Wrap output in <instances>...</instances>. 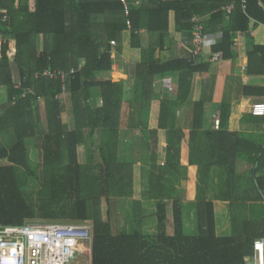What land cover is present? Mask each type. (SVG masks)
<instances>
[{"label": "trees", "instance_id": "1", "mask_svg": "<svg viewBox=\"0 0 264 264\" xmlns=\"http://www.w3.org/2000/svg\"><path fill=\"white\" fill-rule=\"evenodd\" d=\"M231 7V13L228 8ZM176 13L179 31L194 28L193 18H208L201 22L204 33L222 29V40L211 47L212 54L221 60H237L236 39L246 37L248 56L247 74L264 75V45L256 43L250 32V22L264 24V0H142L139 7H132L126 16L120 0H2L0 4V40H4L0 61V133L12 131L15 144L0 147V160L12 165L0 167V225H23L41 217L45 220L69 219L92 223L94 241L92 264H246L253 254L254 243L264 236V223H243L242 233L228 238L216 235L213 203H207L209 215L207 230L200 236L188 237L181 230V219L175 211L176 235L165 232L144 235L140 221L131 234L115 236L111 220L100 219L99 206L103 198L132 195L131 178L127 179V164L117 163L120 110L123 84L99 79L102 72H109L114 65L111 42L117 45V55L122 53V36L127 30L132 34V47L141 48L139 32L146 30L158 36L163 47L169 32V15ZM7 21L3 22V17ZM131 23V29L128 25ZM43 35L45 49L39 52L38 36ZM10 40L16 42L14 61L8 57ZM156 47L142 49L143 62L139 68V82L135 86V102L145 108L148 79L154 76L180 75V91L174 97L162 99L158 128L168 130L167 162L164 174L185 168L177 165L184 157L198 175V189L208 185L212 169H220V184L233 189L228 198L241 186L238 159L250 166V183L264 193V135L237 134L228 131L231 106L222 105L219 130H203L197 124L203 114L204 104H192L195 109L194 133L178 126L177 113L190 106L193 76L209 70V64L189 59L159 61ZM86 65L79 69L81 60ZM15 67L20 73L17 88ZM70 72L76 69L67 88L71 98L74 129L64 130L61 119L62 92L60 80L41 76L46 70ZM146 71V72H145ZM37 74H40L37 76ZM99 87L104 97V107L92 109L89 105L91 89ZM1 95L3 97H1ZM23 95H25L23 97ZM247 96L264 97V87L246 89ZM45 102L46 129L43 138L36 139V119L39 103ZM201 120V119H200ZM247 123H264V117L246 115ZM101 134L99 143L93 141L95 133ZM144 142L147 141L143 131ZM89 137V142L87 138ZM85 145L88 162L99 150L102 163L97 172L79 163L80 146ZM31 147L38 149L41 162L35 167ZM16 168L23 169L28 177L41 185L38 193L39 213L25 198L24 185H20ZM152 171V169H149ZM144 172L147 169L144 168ZM248 182V181H247ZM146 188L151 183L144 181ZM129 188V192L127 191ZM219 198H226L218 196ZM140 205V203H135ZM160 221L166 220L165 207L160 206ZM257 230V233L254 231Z\"/></svg>", "mask_w": 264, "mask_h": 264}, {"label": "crops", "instance_id": "2", "mask_svg": "<svg viewBox=\"0 0 264 264\" xmlns=\"http://www.w3.org/2000/svg\"><path fill=\"white\" fill-rule=\"evenodd\" d=\"M142 3V0H140ZM33 0H31V3ZM141 5V4H140ZM199 19V18H198ZM208 18L199 19L200 22ZM250 32L259 45H264V24L256 26V22H250ZM208 36H216L222 40L223 32L219 28L213 33H204ZM141 48L132 47V34L127 30L122 36V53L117 55V45L112 48L114 65L109 72L98 74L99 79L111 80L113 83L123 84L122 106L120 110V130L118 143L117 163L127 164L131 178L132 195L127 197H111L112 204L111 226L115 236L128 235L138 226L135 222L140 221V230L144 235H154L165 232L167 236L176 235L175 211L179 213L182 225L181 230L188 237H197L207 230V219L209 208L207 203H213L216 223V235L220 238H228L242 233L243 223L257 221L264 223V193L259 191L250 183L251 166L242 158L238 159V175L243 182L234 194L233 201L228 198L233 189L225 186L222 190L220 184V169L214 167L208 185L202 187L199 192L198 175L192 172L189 160L184 157L176 161L177 165H183L181 172L171 170L164 174V167L167 162L168 151V130L158 128L161 116L162 99L174 97L180 91V75L169 77L154 76L148 79V91L145 99H151L144 107L150 110L148 130L142 127L141 123H147L148 114L143 112V104L135 102V86L139 82V68L143 62L142 49L156 47L155 58L162 62L170 60L191 59L195 48V25L194 28L179 31L176 23V13L169 15L168 36L160 47L158 36L141 30L138 34ZM15 41V40H14ZM16 44V43H15ZM204 48V63L209 64V70L193 76V84L190 92V106H184L177 113L178 126L188 132L194 133L195 109L192 104L202 102L204 104L203 114L198 117L197 124L203 130H216L213 127V118L221 113L222 105L231 106V115L228 124V131L237 134L258 135L259 140L264 135V123H247L242 119L246 115H252V105L264 103V97L247 96L246 89H260L264 87V75L249 76L247 74L248 56L246 37L240 34L236 39L237 60H220L212 62L211 47ZM37 48L39 52L45 49L43 35L38 36ZM86 65V60H81L79 69ZM76 70V69H74ZM146 72V71H145ZM170 83V88L165 83ZM71 99V98H70ZM61 119L65 131L74 129V116L72 104H65L61 100ZM44 107L45 102L42 100ZM89 105L92 109L104 107V97L99 87L91 89ZM256 117V116H255ZM259 118V117H258ZM201 119V120H200ZM147 137V143L143 136ZM101 133L97 131L92 138L99 143ZM10 135L12 138H10ZM2 146L11 148L15 144V137L12 131L0 133ZM9 140V146L8 141ZM88 142L89 137L87 138ZM80 150V151H79ZM79 163L82 166L92 167L94 173L102 163L99 150L93 154L91 163L88 162V152L85 145L80 146ZM8 164L12 165L7 160ZM147 169V171H143ZM149 169H152L150 171ZM144 181L151 183V189L146 188L144 198ZM248 181V182H247ZM131 190V189H130ZM127 188V191H130ZM226 198H219L223 196ZM106 200V198H103ZM140 203V205H135ZM160 206L165 207L166 220L161 223ZM258 231L255 230L254 233ZM264 239V236L257 240ZM256 240V241H257ZM255 241V242H256ZM254 255L246 258L247 260ZM92 264V253H91Z\"/></svg>", "mask_w": 264, "mask_h": 264}, {"label": "built area", "instance_id": "3", "mask_svg": "<svg viewBox=\"0 0 264 264\" xmlns=\"http://www.w3.org/2000/svg\"><path fill=\"white\" fill-rule=\"evenodd\" d=\"M129 17L131 8L139 7L140 0H120ZM2 0H0L1 4ZM231 13L232 8H228ZM3 22L7 21V16L3 17ZM195 25V48L191 60L196 63L203 62L204 48L207 45H214L221 42L216 36L204 34V27L198 18H193ZM131 29V23L128 21ZM4 40H0V61L2 59V48ZM11 42V40H10ZM116 46L117 43L112 41ZM8 57L14 61L16 49L8 51ZM212 62L221 60L220 54H213L210 58ZM76 70L70 72L62 70H46L41 76L60 80L62 82V92L58 96L60 100L68 92L67 84L73 79ZM40 74H37L39 76ZM166 87L170 88V83L166 81ZM20 84H17V88ZM25 95H23L24 97ZM251 113L256 117H264V103L252 105ZM220 115L213 118V127L220 129ZM94 241L93 226L87 222H48L34 224L26 222L23 225H0V264H72L78 257L86 253H92ZM91 259V257H90ZM246 264H264V239L254 243V255L250 257Z\"/></svg>", "mask_w": 264, "mask_h": 264}, {"label": "rangeland", "instance_id": "4", "mask_svg": "<svg viewBox=\"0 0 264 264\" xmlns=\"http://www.w3.org/2000/svg\"><path fill=\"white\" fill-rule=\"evenodd\" d=\"M16 42L14 40H11L10 42V49L15 48L16 49ZM14 75H15V80L17 82V84H20V73L19 70L15 67L14 69ZM1 97H3L1 95ZM1 101V99H0ZM65 104H70L71 103V99H70V94L69 92L66 93V95L64 96L63 99ZM40 107L38 109L37 115L36 116V120L37 121V125H36V139L38 138H43L44 133H45V129H46V115L44 113V107L41 105V103H39ZM10 138H12V136L10 135ZM9 146V140L7 141ZM0 147H2V142L0 140ZM80 151V150H79ZM31 159H32V164L34 165V167L41 162V155L38 149H35L33 147H31ZM8 163L5 160H0V167H3L4 165H7ZM16 172L17 175L19 177V181H20V185H24V195L26 200L35 207L36 211L39 213V207H40V201H38V193L41 190V185L38 184L37 181H35L34 179L28 177L27 173L21 169V168H16ZM112 204L110 203V201H107L105 199H102L100 202V206H99V211H100V219L102 220H107L108 218H111V213H112ZM34 224H43V223H48V222H75V221H71L69 219H61L58 217V219L56 220H45L42 219L41 217L37 218L34 221H31ZM76 222H80V221H76ZM90 225H92L94 227V225L92 223H90ZM94 229V228H93ZM91 254L90 253H86L83 256L78 257L72 264H91Z\"/></svg>", "mask_w": 264, "mask_h": 264}]
</instances>
